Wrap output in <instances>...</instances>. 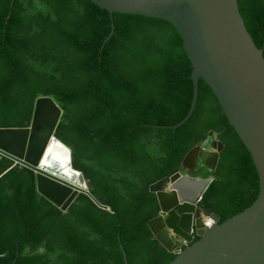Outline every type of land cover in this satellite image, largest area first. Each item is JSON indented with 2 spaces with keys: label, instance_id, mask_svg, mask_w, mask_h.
I'll list each match as a JSON object with an SVG mask.
<instances>
[{
  "label": "trees",
  "instance_id": "trees-1",
  "mask_svg": "<svg viewBox=\"0 0 264 264\" xmlns=\"http://www.w3.org/2000/svg\"><path fill=\"white\" fill-rule=\"evenodd\" d=\"M264 55V0H237ZM169 21L111 13L91 0H0V128L29 127L35 102L63 110L56 137L91 194L67 211L37 190L36 173L0 156V264H169L148 226L159 214L150 185L182 171L209 132L223 144L202 204L218 223L257 198L251 155ZM167 126V127H162ZM221 132V133H220ZM105 207V208H104ZM199 239L198 237L196 238Z\"/></svg>",
  "mask_w": 264,
  "mask_h": 264
},
{
  "label": "water",
  "instance_id": "water-1",
  "mask_svg": "<svg viewBox=\"0 0 264 264\" xmlns=\"http://www.w3.org/2000/svg\"><path fill=\"white\" fill-rule=\"evenodd\" d=\"M91 1L111 13L167 20L179 30L192 62L194 96L186 117L170 128H178L193 115L202 78L257 171L256 200L221 224L219 216L202 204L214 176L203 178L198 172L200 167L215 171L224 147L219 133L209 132L206 142L187 153L182 171L150 185L160 210L148 226L153 239L176 256L169 264H264V55L245 26L237 0ZM62 114L52 97L38 98L29 127L0 128V156L33 170L38 192L63 211L81 193L103 207L84 174L73 167L71 149L56 137ZM54 141L68 150L70 173L46 162ZM121 248L124 263L129 264Z\"/></svg>",
  "mask_w": 264,
  "mask_h": 264
},
{
  "label": "bare ground",
  "instance_id": "bare-ground-1",
  "mask_svg": "<svg viewBox=\"0 0 264 264\" xmlns=\"http://www.w3.org/2000/svg\"><path fill=\"white\" fill-rule=\"evenodd\" d=\"M49 154L50 156L46 158V162L48 164H53L55 166H63L64 168L69 171V152L66 150L61 144L54 141L53 144L49 148ZM51 157V158H50ZM207 224H211V220H206Z\"/></svg>",
  "mask_w": 264,
  "mask_h": 264
},
{
  "label": "rangeland",
  "instance_id": "rangeland-1",
  "mask_svg": "<svg viewBox=\"0 0 264 264\" xmlns=\"http://www.w3.org/2000/svg\"><path fill=\"white\" fill-rule=\"evenodd\" d=\"M200 170H201V168L198 169V172H199ZM202 172H204V173L202 174V176L205 175V174H209V172L206 171L205 169H202Z\"/></svg>",
  "mask_w": 264,
  "mask_h": 264
},
{
  "label": "crops",
  "instance_id": "crops-1",
  "mask_svg": "<svg viewBox=\"0 0 264 264\" xmlns=\"http://www.w3.org/2000/svg\"><path fill=\"white\" fill-rule=\"evenodd\" d=\"M203 173H204V172H202V170H200V171H199V176L202 177V174H203Z\"/></svg>",
  "mask_w": 264,
  "mask_h": 264
},
{
  "label": "built area",
  "instance_id": "built-area-1",
  "mask_svg": "<svg viewBox=\"0 0 264 264\" xmlns=\"http://www.w3.org/2000/svg\"><path fill=\"white\" fill-rule=\"evenodd\" d=\"M206 225L209 226L210 224H207L206 222ZM184 245H187V243L185 241L182 242Z\"/></svg>",
  "mask_w": 264,
  "mask_h": 264
},
{
  "label": "clouds",
  "instance_id": "clouds-1",
  "mask_svg": "<svg viewBox=\"0 0 264 264\" xmlns=\"http://www.w3.org/2000/svg\"><path fill=\"white\" fill-rule=\"evenodd\" d=\"M208 140V137L202 142V143H204V142H206ZM206 222V221H205Z\"/></svg>",
  "mask_w": 264,
  "mask_h": 264
}]
</instances>
